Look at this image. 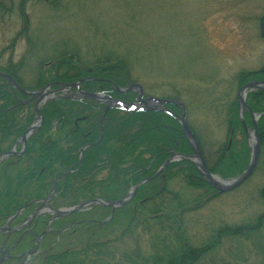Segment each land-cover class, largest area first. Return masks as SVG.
Wrapping results in <instances>:
<instances>
[{
  "label": "trees",
  "instance_id": "1",
  "mask_svg": "<svg viewBox=\"0 0 264 264\" xmlns=\"http://www.w3.org/2000/svg\"><path fill=\"white\" fill-rule=\"evenodd\" d=\"M29 1L19 2L20 30L11 45L21 37L26 38L31 45V56L40 57L41 48L34 45L31 36ZM48 2L53 4L54 0ZM5 9L6 5L0 0V15ZM263 20L264 14L260 17L261 25ZM110 56L84 59L73 51L59 49L51 56L38 59L30 83H26L23 76L25 58L8 67L0 65V72L13 76L27 91H37L51 83H55L53 89H58L62 84L82 80L79 88L83 91L133 101L137 91L116 90V85L126 87L138 83L130 62L120 56ZM253 80H264V64L256 69H241L236 75L238 90ZM173 96L175 94L167 98ZM246 102L253 112L264 113V89L250 91ZM36 103L33 95L14 87L0 73V152L10 151L35 121ZM211 106L224 116L227 129L224 143H216V146L205 128L197 130L187 122L198 139L209 170L225 179L233 178L250 163L246 128H252V114L244 110V124L237 96L225 101L214 97L209 108ZM105 108L102 101L86 96H59L44 103L41 107L43 123L27 139L23 155L18 160L7 158L0 165V224L11 217V224L24 222L35 211L34 201L48 197L54 186L56 192L49 203L54 207H67L96 198L119 200L132 185L146 180L127 203L116 208L92 203L84 209L56 216L50 224L52 216L37 215L30 224V231H18L14 234L18 239L8 242L6 248L14 245L12 257L7 256L1 264H20L25 258L22 253L32 249L26 263L197 264L216 247L222 236H249L262 226L264 213L253 223L220 227L204 246L192 245L185 233L186 212L199 208L197 203L202 198L205 197L204 203L208 202L218 191L188 158H173L156 174L175 152L194 153L174 115L181 114V109L174 104H166L167 110L111 107L104 115ZM257 128L264 154V114ZM57 177L61 178L55 180ZM177 178L195 193L192 204L175 188ZM259 193L264 200V186ZM59 200L56 205L55 201ZM117 229V235L110 234ZM45 230L36 246V237ZM153 230L156 231L151 237L153 244H162L167 252L153 255V261L149 262L141 243L145 232ZM158 230L162 233H157ZM4 239L5 235L2 241Z\"/></svg>",
  "mask_w": 264,
  "mask_h": 264
},
{
  "label": "rangeland",
  "instance_id": "2",
  "mask_svg": "<svg viewBox=\"0 0 264 264\" xmlns=\"http://www.w3.org/2000/svg\"><path fill=\"white\" fill-rule=\"evenodd\" d=\"M2 1L6 9L0 15V65L8 67L25 58L26 83L31 82L38 59L59 49L84 59L120 56L130 62L145 95L167 98L175 94L171 99L185 103L187 121L197 130L205 128L215 145L226 141L227 129L216 105L209 108L211 100L236 97L238 72L264 64L260 23L264 0H54L53 4L30 0L31 36L41 48L40 57L31 56L26 38L11 45L20 30V0ZM249 134L247 127L251 149ZM175 184L191 203L195 193L180 178ZM263 186L260 150L254 171L240 186L228 192L217 190L208 202L204 203V197L197 203L199 208L186 212L185 233L190 243L204 246L220 227L255 222L264 213L259 193ZM118 233V229L110 232ZM154 233L145 232L141 243L149 262L153 255L167 252L162 244H153ZM2 238L0 244L5 247L18 236L5 242ZM218 242L197 264H264V221L249 236L224 235Z\"/></svg>",
  "mask_w": 264,
  "mask_h": 264
},
{
  "label": "water",
  "instance_id": "3",
  "mask_svg": "<svg viewBox=\"0 0 264 264\" xmlns=\"http://www.w3.org/2000/svg\"><path fill=\"white\" fill-rule=\"evenodd\" d=\"M262 33H263V37H264V20L262 23ZM0 73L3 74L4 76H6L11 81V83L14 87L22 90L23 92H25L27 94L38 96L40 102L46 100L48 97H54V95H56L57 93H59V95H64L67 92L69 87L78 86L79 83L81 82V80H80L78 82H75V83H72L69 85L62 84L59 89H49L54 84V83H51V84L47 85L46 87L39 89L37 91H27V90H24L16 82V80L13 78V76H11L8 73H3V72H0ZM132 89H137L139 91L140 96H139L138 100L140 102L144 103L146 109L152 108L153 106H155L154 109H157V108L161 107L160 105H162L164 103H172V104H175L181 108V110H182L181 115L175 114V117L178 119V121L182 125L185 136L189 140V142L191 143V145L194 149V153H193V155H183L181 153L175 152L174 156L175 157L183 156L184 158H188L191 161H193L195 163L198 171L200 172L201 176L210 185H212L214 188H216L220 192H227V191L233 190V189L237 188L238 186H240L252 174V172L254 171V169L257 165V162L259 159V154H260V139H259L257 124H258L259 119L263 116L264 113L253 112L249 108V106L247 105L246 99H247V95L250 91H253L256 89H264V80L250 81L247 84L243 85L237 93L239 108H240V115H241L242 121H243V117H244L243 111L245 109H248L251 112L252 117H253L252 132H251V134H249V139H250V144H251V160H250L249 166L246 170H244L240 175H238L234 178H231V179H224L221 176H219L218 174H215L209 170L207 162L204 158L201 146H200L195 134L193 133L192 129L189 127V125L186 121V107H185L184 102H182L180 100H174V99H159L156 97H148L147 100H143L142 99L143 88L139 83H132V84L128 85L127 87H120V86L116 85V90L120 91V92H128L129 90H132ZM80 93L85 95V96L93 97V98H100V99L101 98H107V99L110 98V97L105 96V95L100 94V93H92V92H84V91H81ZM40 102H39V105L37 106V113L41 116V120H42ZM153 102H158L160 105L157 106ZM112 104H116V105L120 104L123 107H132L134 109H138V106L136 103L126 104L124 102L112 100L111 98H110V103H108L107 108L110 107ZM37 126L38 125L35 124L28 129V131L23 136L24 142L26 141L27 136ZM174 156L168 158L167 161L164 163V165L160 168V170L156 174H158L159 172L164 170L167 163H169ZM145 180L146 179H144V180L138 182L137 184L133 185L131 187L129 193L127 194V196L123 199H120L117 201H108V202H105L104 200H101V199H94V200H91L89 202H87V201L81 202V203H79L75 206H72V207H66V208L59 209V210H57V212L59 214H66V213H69L75 209H81L85 205H88L92 202L99 203V204H106V205L108 204V205H112V206H117L119 204H123V203L129 201L134 196L138 187Z\"/></svg>",
  "mask_w": 264,
  "mask_h": 264
},
{
  "label": "flooded vegetation",
  "instance_id": "4",
  "mask_svg": "<svg viewBox=\"0 0 264 264\" xmlns=\"http://www.w3.org/2000/svg\"><path fill=\"white\" fill-rule=\"evenodd\" d=\"M19 145H20V149L18 150ZM24 150H23V144H22L21 140L18 139L17 142L13 145L12 149L10 150V153H9V151L0 152V165L3 161H5L7 158H10V157H16V160H18L19 156L23 155ZM63 176L64 175H62V177ZM60 178L61 177H57L55 180H59ZM34 203H35L34 213L36 212V215L34 216V218L37 217V215H43V214L49 215V204L45 201V199L36 200V201H34ZM29 218L30 217L28 216L24 222L15 221L11 224V222L13 220V217H11V218H9V220L6 223H4L5 226H0V237L5 235V239L3 242H5L6 240H9L10 237L12 235H14L15 233H17L18 231H21L22 233L23 232L25 233V231H30V228H31L30 224L34 218L31 221L29 220ZM48 224H49V222H48ZM45 232H46V230L42 234H39L36 237V240H35L36 244L41 241L43 234ZM2 244H0V264L3 262V260H5L7 258V256H10V253L12 252L13 246H14V245H11V246L9 245V247L6 248V246L2 247L1 246ZM22 256H25V258H23L22 262H26V260L30 258L29 252L22 253ZM10 257H12V256H10Z\"/></svg>",
  "mask_w": 264,
  "mask_h": 264
}]
</instances>
